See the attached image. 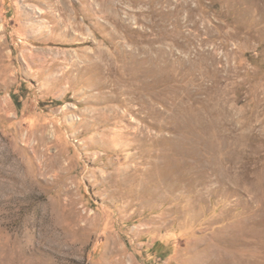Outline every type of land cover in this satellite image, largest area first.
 I'll return each mask as SVG.
<instances>
[{"label":"rangeland","instance_id":"1","mask_svg":"<svg viewBox=\"0 0 264 264\" xmlns=\"http://www.w3.org/2000/svg\"><path fill=\"white\" fill-rule=\"evenodd\" d=\"M0 264H264V0H0Z\"/></svg>","mask_w":264,"mask_h":264}]
</instances>
